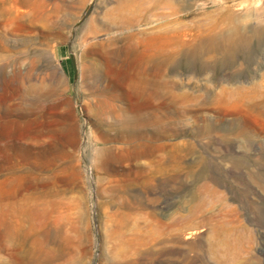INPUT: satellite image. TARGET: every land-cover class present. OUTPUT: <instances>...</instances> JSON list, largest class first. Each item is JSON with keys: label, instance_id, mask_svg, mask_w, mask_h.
Here are the masks:
<instances>
[{"label": "rangeland", "instance_id": "374dc122", "mask_svg": "<svg viewBox=\"0 0 264 264\" xmlns=\"http://www.w3.org/2000/svg\"><path fill=\"white\" fill-rule=\"evenodd\" d=\"M0 264H264V0H0Z\"/></svg>", "mask_w": 264, "mask_h": 264}, {"label": "bare ground", "instance_id": "6f19581e", "mask_svg": "<svg viewBox=\"0 0 264 264\" xmlns=\"http://www.w3.org/2000/svg\"><path fill=\"white\" fill-rule=\"evenodd\" d=\"M147 70V69H146ZM140 77V76H139ZM143 78H144V76H143ZM140 83V82H139ZM139 85V84H138ZM152 84H151V82L150 81H146V82H144V85H143V87H142V90H141V92H142V94L143 95H145V96H150L151 95V90H152V86H151ZM137 86V85H136ZM138 91V90H137ZM136 91V92H137ZM138 97V96H137ZM114 99V98H113ZM143 99H144V97H143ZM145 101V100H144ZM147 101V100H146ZM138 102H140V101H138ZM149 102V101H148ZM142 103V102H141ZM146 104V103H145ZM148 104V103H147ZM150 104V103H149ZM131 108V107H130ZM130 108H129V110H130ZM135 108H137V107H134V110H133V114H134V116H133V118H132V120H124L123 122H122V124H125V125H128V126H131V127H133V128H135V131L134 132H132L131 133V135L130 136H128V137H130V138H128L129 139V141H130V144H132V148H130V150H129V153H128V155H129V157H131L132 159H135V160H138L139 158H150V156H151V152L152 151H150V147H149V141H150V134L148 133V131L150 132V127H151V122H150V116H149V113H148V111H145L147 108L145 107V109L143 110H141V109H135ZM144 108V107H143ZM133 109V108H132ZM108 111V110H107ZM143 111V112H142ZM125 114V113H124ZM112 116V115H111ZM119 117H120V115H119ZM129 117V116H128ZM117 118V117H116ZM131 118V117H130ZM117 122V121H116ZM143 131V135L142 134H140V133H138V131ZM129 143V142H128ZM130 147H131V145H130ZM127 153V152H126ZM123 154V153H122ZM114 155V154H113ZM112 156V155H111ZM149 160V159H148ZM148 163V162H147ZM145 165H146V163H145ZM148 166V165H147ZM150 166V165H149ZM148 166V167H149ZM150 169V168H149ZM148 169V170H149ZM149 172V171H148ZM145 173V172H144ZM145 174H147V173H145ZM144 174V175H145ZM147 190V189H146ZM147 194H148V192H146ZM147 198V197H146ZM150 197H148V199H149ZM146 200V199H145ZM150 200V199H149ZM145 202V201H144ZM147 202V201H146ZM148 203V202H147ZM150 203V202H149ZM129 205V204H128ZM127 206V205H126ZM149 214H151L150 212H149ZM143 216H146L145 214L143 215ZM142 216V217H143ZM150 216L151 215H148V220H147V218H145L144 220H143V222H140V221H138V219L136 220H134L133 221V223H132V225H133V231L134 232H132L133 234L135 233V235H139L140 236V233H142V232H140L139 233V231H140V223H142V226H141V229L143 228V227H147L151 222V220L152 219H150ZM123 217H125L124 215H123ZM144 218V217H143ZM143 218H141V219H143ZM126 219V218H125ZM149 219H150V221H149ZM128 221V220H127ZM150 223H149V222ZM121 223V222H120ZM126 223V221H124V224ZM121 225H123V224H121ZM152 225V224H151ZM10 227L12 228V230L14 231V236L18 239V242H19V245L22 247L23 246V244H24V242H26L25 240H26V237H27V232L25 231V227H24V218L23 217H21L20 216V218L19 219H17V222L15 223V224H12L11 223V225H10ZM149 227V226H148ZM145 229V228H144ZM150 229V228H149ZM12 231V232H13ZM63 232V231H62ZM131 233V234H132ZM142 235V234H141ZM136 237H138V236H136ZM141 237V236H140ZM139 237V238H140ZM144 237V236H143ZM151 237H152V235H151V233L149 232V230L147 229V233H146V235H145V241L144 240H142V242H141V245L142 244H145L146 245V243L148 242V240H151ZM22 251V250H21ZM147 252V251H146ZM145 252V253H146ZM149 254V253H148ZM148 254H146V255H148ZM23 257V256H22Z\"/></svg>", "mask_w": 264, "mask_h": 264}]
</instances>
